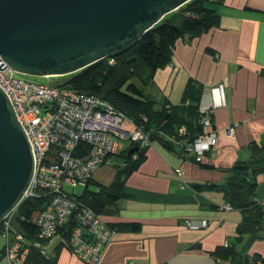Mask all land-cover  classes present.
Returning a JSON list of instances; mask_svg holds the SVG:
<instances>
[{"label": "crops", "instance_id": "1", "mask_svg": "<svg viewBox=\"0 0 264 264\" xmlns=\"http://www.w3.org/2000/svg\"><path fill=\"white\" fill-rule=\"evenodd\" d=\"M215 8L218 24L190 41L178 39L171 62L159 68L143 90L159 109L163 104L179 106L189 81L204 89L202 101L208 100L210 86L224 81L226 105L210 115L217 143L196 162L189 152L180 154L159 141L150 142L145 159L125 180V197L117 201V210L101 216L108 223L135 222L139 228L118 230L96 264H264V172L255 175V198L263 203L258 237L247 233L237 239L241 211L223 208L218 189L191 186L222 183L224 170L249 158L252 142L264 146V0H223ZM229 125H234L233 135L227 133ZM107 168L113 171L107 183L94 179V172ZM176 168L182 170L183 187ZM114 172L100 165L91 176L108 184ZM198 219L208 225H185V220ZM60 240L52 245L54 264H86L66 244L58 247ZM225 243L241 254L240 262L212 253Z\"/></svg>", "mask_w": 264, "mask_h": 264}, {"label": "built area", "instance_id": "2", "mask_svg": "<svg viewBox=\"0 0 264 264\" xmlns=\"http://www.w3.org/2000/svg\"><path fill=\"white\" fill-rule=\"evenodd\" d=\"M15 73L7 65L0 70V88L8 96L33 154V175L22 201L44 198V207L33 217L37 237L34 241L27 239L15 223L18 205L2 220L1 257L5 256L8 264H24L29 243L41 248L45 240L72 222L67 239L70 251L86 264H96L116 231L70 189L84 186L98 166L111 167L124 148L123 140L146 144L148 135L134 125L132 130H124V120L132 122L95 95L19 78ZM208 96V100L199 104L204 132L184 147L196 162L217 143L210 115L215 108L226 105L225 82L210 86ZM227 133L234 134V125L227 127ZM174 172L183 187L186 183L181 168ZM223 207L230 209L229 205ZM185 225L198 229L206 227L208 221L185 220ZM41 252L44 253V249Z\"/></svg>", "mask_w": 264, "mask_h": 264}, {"label": "trees", "instance_id": "3", "mask_svg": "<svg viewBox=\"0 0 264 264\" xmlns=\"http://www.w3.org/2000/svg\"><path fill=\"white\" fill-rule=\"evenodd\" d=\"M222 2L223 0H189L166 14L123 52L70 73L65 81L56 84L103 99L133 123L128 121L132 129L134 126L141 128L148 135L149 142H137L139 147L132 156H127V149L133 145L131 142L120 151L115 158L117 161L111 166L115 172L108 184L96 181L91 176L84 186H80L82 191L75 196L96 214L102 216L117 210V201L125 197V180L145 159L150 142L159 141L167 148L183 154L188 153L184 150L185 145L204 132L202 113L199 111L204 93L201 86L189 81L185 87L183 102L179 106L163 104L156 109L153 100L144 93L143 85L152 80L159 68L171 62L178 39L190 41L218 24L219 14L215 6ZM207 51L210 49L207 48ZM249 149L248 159L237 160L224 170L226 176L222 183H191L196 190L218 189L222 192L224 205L241 211L242 219L235 231L237 239L247 233L258 237L262 224L263 203L255 198V175L264 172V146L252 142ZM191 158L195 161L193 155ZM89 184L95 185V188L89 189ZM43 207L44 198L31 197L25 198L16 208L15 223L30 241L37 238L34 214ZM106 223L116 232L139 228V224L135 222ZM72 224L71 222L57 231L56 234L61 236L58 247L64 244L68 247L67 239ZM29 245L30 250L24 264L55 263L56 255H48L44 245L41 248H36L31 243ZM41 249L45 252L42 253ZM0 251L2 252V248ZM212 253L216 257L230 255L233 259L237 258V262L241 261V254L227 244L216 247Z\"/></svg>", "mask_w": 264, "mask_h": 264}, {"label": "water", "instance_id": "4", "mask_svg": "<svg viewBox=\"0 0 264 264\" xmlns=\"http://www.w3.org/2000/svg\"><path fill=\"white\" fill-rule=\"evenodd\" d=\"M188 1L0 0V70L7 65L38 77L76 72L123 52ZM33 168L30 142L0 88V223L21 203Z\"/></svg>", "mask_w": 264, "mask_h": 264}, {"label": "rangeland", "instance_id": "5", "mask_svg": "<svg viewBox=\"0 0 264 264\" xmlns=\"http://www.w3.org/2000/svg\"><path fill=\"white\" fill-rule=\"evenodd\" d=\"M15 76L19 77V78H30V79H34V80L41 81L44 83L55 85V84H60L63 81H65L69 75L66 74V75H61V76L38 77V76H30V75H26V74L16 72ZM122 128L124 130L130 131V130H132V125L130 123H128V121L125 119L123 122ZM123 144H124V148H127L130 144V141L128 139H125V140H123ZM112 172L113 171H111L108 168L106 170H103L102 172H99V174L96 171V173L94 172V174H93L94 179H97L99 181L107 183L113 175ZM94 188H95V185L89 184V189H94ZM70 190H72L74 195H79L82 191V187L76 186ZM60 239H61L60 235H54V236H52L51 242L48 243L46 246H44V247H46L45 249H46V253L48 255L53 256V250H52L53 246L52 245L54 244V242L57 243V241H59ZM3 244H4V237L0 234V250L3 246ZM0 264H8L5 256L0 257Z\"/></svg>", "mask_w": 264, "mask_h": 264}]
</instances>
